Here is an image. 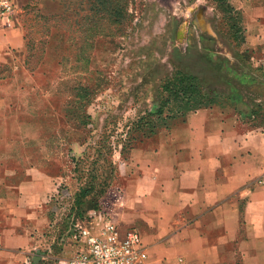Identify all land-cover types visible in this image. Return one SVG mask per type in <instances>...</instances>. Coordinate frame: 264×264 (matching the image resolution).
<instances>
[{"label":"rangeland","instance_id":"obj_1","mask_svg":"<svg viewBox=\"0 0 264 264\" xmlns=\"http://www.w3.org/2000/svg\"><path fill=\"white\" fill-rule=\"evenodd\" d=\"M10 1L21 46L0 62V176L16 184L30 166L51 179L47 264L73 255L76 218L103 210L102 219L115 220L129 148L153 140L123 147L125 132L157 106L164 81L190 75L203 105L226 104L244 130L264 131V46L247 39L230 0H126L121 32H99L90 1H80L76 18L73 8L57 11V0H43L44 15L40 0Z\"/></svg>","mask_w":264,"mask_h":264},{"label":"crops","instance_id":"obj_2","mask_svg":"<svg viewBox=\"0 0 264 264\" xmlns=\"http://www.w3.org/2000/svg\"><path fill=\"white\" fill-rule=\"evenodd\" d=\"M230 1L247 39L264 46V0ZM20 46L14 31L4 30L0 62ZM230 108L217 102L189 112L129 152L112 221L139 233L140 264H264V189L257 183L264 131L244 130ZM17 176L16 184L0 176V264H47L53 240L43 208L51 179L30 166Z\"/></svg>","mask_w":264,"mask_h":264},{"label":"trees","instance_id":"obj_3","mask_svg":"<svg viewBox=\"0 0 264 264\" xmlns=\"http://www.w3.org/2000/svg\"><path fill=\"white\" fill-rule=\"evenodd\" d=\"M41 1L42 8H40L39 13L44 15L43 10L46 2L40 0L38 3H41ZM74 1L75 3L70 5V0H57L56 4L59 5L57 11L64 13V11L68 10V7H70V9L73 8L74 12L71 10V14L76 18L80 10L81 0ZM86 1L91 2L90 6L94 9L100 26L102 22V29H100L99 32H104L109 25L114 26L116 31L121 32L126 26L128 17L125 11L126 0ZM217 1L223 2L224 0ZM194 81L195 79L190 75H177L170 80L164 81L160 87L164 96L160 99L157 106L144 110L143 114L136 116L135 119L130 122L129 127L125 132L127 139L123 142V147H126L129 142H135L137 139L148 140L152 136L154 138L157 135V129L161 128L163 131H166L171 126L182 122L187 113L199 109L210 108L214 105L215 102L213 101L207 103V106L202 104L199 87ZM200 105L203 107H199ZM133 148L134 147H130L129 152ZM85 192H87V190L82 189L79 193L84 196ZM80 219L82 218H76L75 220ZM75 220L72 221L69 228H71Z\"/></svg>","mask_w":264,"mask_h":264},{"label":"built area","instance_id":"obj_4","mask_svg":"<svg viewBox=\"0 0 264 264\" xmlns=\"http://www.w3.org/2000/svg\"><path fill=\"white\" fill-rule=\"evenodd\" d=\"M14 6L0 0V34L13 28ZM264 72V60L260 63ZM264 189V175L257 181ZM103 210L92 211L88 220H75L70 238L73 255L60 264H140L145 257L141 238L134 228L121 230L112 219H102ZM97 220H93V219Z\"/></svg>","mask_w":264,"mask_h":264},{"label":"water","instance_id":"obj_5","mask_svg":"<svg viewBox=\"0 0 264 264\" xmlns=\"http://www.w3.org/2000/svg\"><path fill=\"white\" fill-rule=\"evenodd\" d=\"M34 263V261H32Z\"/></svg>","mask_w":264,"mask_h":264}]
</instances>
